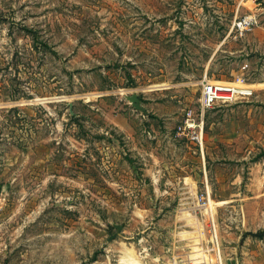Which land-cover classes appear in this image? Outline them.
I'll return each mask as SVG.
<instances>
[{
    "label": "rangeland",
    "instance_id": "obj_1",
    "mask_svg": "<svg viewBox=\"0 0 264 264\" xmlns=\"http://www.w3.org/2000/svg\"><path fill=\"white\" fill-rule=\"evenodd\" d=\"M207 82L264 103V0H0V264H168L180 239L203 264L264 253L244 238L264 230L259 120L203 109ZM232 173L259 195L245 208L222 203ZM184 177L200 201L210 184L193 218Z\"/></svg>",
    "mask_w": 264,
    "mask_h": 264
},
{
    "label": "crops",
    "instance_id": "obj_2",
    "mask_svg": "<svg viewBox=\"0 0 264 264\" xmlns=\"http://www.w3.org/2000/svg\"><path fill=\"white\" fill-rule=\"evenodd\" d=\"M264 83V82H263ZM260 84V83H259ZM263 88V89H262ZM261 94H263L264 92V87H261ZM254 95V94H253ZM254 103V100H250L248 102L245 103H241L238 105L232 104V105H227V106H232L234 108H232V111L234 113H239L238 116V120L241 123L243 121V118L240 116V112H242V110H245L246 112V116L244 117V121L246 123H250V126L252 124H255V121L257 122V125L260 127L262 137L264 136V103L263 101H257V105H249ZM247 104V105H245ZM257 115V116H256ZM205 176L208 177V173L207 171H205ZM230 176V175H228ZM252 176H255L256 179H258V181L260 183H264V176H262L261 174H258L257 172H253ZM189 178L188 177H184V182L180 181L177 184H172L173 189L175 191H178L179 193V198L177 200H179V206H185L187 208H189L186 211V217L187 215L190 216L189 218H193L196 217V210H195V214L193 213L194 209H197L198 206H203L200 205L199 203V199H198V187L197 184H195V182L193 181L192 183H188L187 180ZM255 179V178H254ZM226 180H228V182H225ZM224 182L227 184L228 183V189L227 186H225L224 189L229 190V191H234V193H230L229 197H226L222 203L228 204L231 207L234 206H240L242 208H245V202L246 201H251V200H255L256 197H258V194H252L256 192V188L254 186V184H250V185H243L241 182V175L238 174V176H235V173H232V175L230 177H228L227 179H224ZM263 187V186H262ZM261 187V188H262ZM171 187H166L165 190L171 191ZM204 191L205 194H203V201L206 203L204 205V207H206L207 205L210 204L212 200V195L210 193V184L209 182L204 186ZM167 192V191H166ZM262 196L264 195V192L261 194ZM182 220H183V216ZM186 219V218H184ZM184 241L180 239V241H176L171 243V246L168 247L166 249L165 255L169 256L168 258H170V261H168V264H182L183 261H186L187 264H193V258H190V260H184V258L182 257L184 254L181 253L182 250L185 249H189V245L186 246V243H183ZM262 244V246L264 247V240H261L260 242ZM172 249L171 252H168V249ZM252 250L256 251L255 256L253 255ZM215 258H214V264H228L230 261H236V264H264L263 262V258H261L257 252H261V254H264L262 252V249L260 247H246L244 246H236V247H228V248H215ZM208 252V251H206ZM209 254V255H208ZM207 256H211L210 253H206ZM148 256H152L151 253ZM161 258L163 259L164 257L160 256V257H154L153 260L154 261H160ZM186 259V258H185Z\"/></svg>",
    "mask_w": 264,
    "mask_h": 264
},
{
    "label": "built area",
    "instance_id": "obj_3",
    "mask_svg": "<svg viewBox=\"0 0 264 264\" xmlns=\"http://www.w3.org/2000/svg\"><path fill=\"white\" fill-rule=\"evenodd\" d=\"M257 19L252 16H246L242 19H240L238 22H236L235 26L240 31H247L251 30L255 25H257ZM238 91L235 88L229 87V86H216L209 84L208 82L203 87L202 92V107L203 109H210L214 108L218 104H224V105H232L238 103ZM238 101V102H237ZM192 130L194 128L193 124H188L187 129ZM191 139L197 140L198 142H202L201 135H198L193 132ZM200 205H205L206 203L203 201V199L200 201ZM144 239L139 240V243H143ZM152 250L151 247H145L143 252H146V255L148 256L150 254V251ZM172 249H168V252H171ZM203 257H206V251L202 250L199 251ZM204 261L199 260V258L194 259L193 264H203Z\"/></svg>",
    "mask_w": 264,
    "mask_h": 264
},
{
    "label": "water",
    "instance_id": "obj_4",
    "mask_svg": "<svg viewBox=\"0 0 264 264\" xmlns=\"http://www.w3.org/2000/svg\"><path fill=\"white\" fill-rule=\"evenodd\" d=\"M128 99L130 102L133 103V105L136 108H140V100H139V97L137 95H133V96L129 97ZM116 228H117L118 232L116 234L111 235V237L109 238V241L114 240L120 234V232L123 230L122 226L117 225ZM248 236L258 238L260 240H264V230H260L257 232H246L244 234V238H246ZM228 264H236V261H230Z\"/></svg>",
    "mask_w": 264,
    "mask_h": 264
},
{
    "label": "bare ground",
    "instance_id": "obj_5",
    "mask_svg": "<svg viewBox=\"0 0 264 264\" xmlns=\"http://www.w3.org/2000/svg\"><path fill=\"white\" fill-rule=\"evenodd\" d=\"M130 256V255H129ZM122 263L123 264H140L139 262H137V260H135L134 258H124L122 259Z\"/></svg>",
    "mask_w": 264,
    "mask_h": 264
}]
</instances>
